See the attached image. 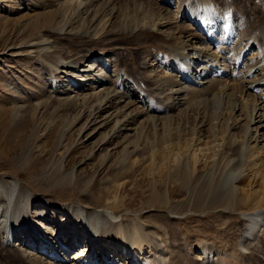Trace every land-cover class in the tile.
I'll return each instance as SVG.
<instances>
[{"label":"rangeland","instance_id":"1","mask_svg":"<svg viewBox=\"0 0 264 264\" xmlns=\"http://www.w3.org/2000/svg\"><path fill=\"white\" fill-rule=\"evenodd\" d=\"M111 1L100 0L90 7V0H0V191L10 182H16L21 189L30 191L33 198L25 216L34 219L36 223L33 226L38 225L43 233L42 239L36 234L27 235L26 238L25 233L18 234V240L14 242L16 247L28 249V264H63L62 260L55 259V253L65 252L66 258L71 259L75 255L74 251L78 253L84 250L87 247L88 229L85 221L77 215L67 219L69 215H66L65 210L71 205L102 211L104 209L119 215L114 222H100V233L109 224L112 230L118 229L116 232L121 226L126 235H130L129 230L133 228L131 235L134 232V235L143 236L145 240L142 251L146 253L144 257L147 256V264H166L160 259L163 256H159L160 249H157L159 246L164 247V243L166 252H172L173 246L178 244L182 246L185 255L197 256L200 251L198 248L201 247L198 244L200 240L212 247L211 261H215L217 255V262L220 264H264V258L260 256L246 257V249L239 245L240 241L237 242L241 230L249 225L245 214L259 211L254 228L255 231L258 229L254 232L256 245L252 243V247L264 246V160L259 161L261 163L255 169L257 176L252 179V187L245 189L242 186V180L249 176L248 172L238 173V190L227 205H214L208 201L202 203L197 197L212 168L216 171L214 173H222L218 151L225 147L223 135L228 133V127L224 124L226 117L222 120V114L225 115L227 109L223 105H218L217 109L218 101L215 98L208 97L209 100L203 99L204 102L197 98L189 111L181 110L184 106L180 110H170L168 115L175 117L167 120V123L146 122L147 116L153 113L138 117L130 126L128 134L135 136L132 138L141 143L139 150H149L144 156L129 157L122 147L114 148L117 141L123 140L126 134L113 138L123 127L122 114L143 106L139 91L148 95L152 104L162 106L161 99L158 95L155 96L151 88V80L158 77L169 82L174 79V75L179 74V70L171 65L170 59L161 63L160 55L164 53L162 49H158V35L135 28L134 23L141 17L132 10V0L127 4L129 7H123L120 0L115 14L104 12V5ZM224 3L226 14L236 7L240 15L248 18L247 7L238 0ZM176 8L177 0H172L168 9L173 12ZM191 28L193 29L192 26ZM112 30H125L116 49L112 50L113 54L107 58H115L118 65L112 66L108 60V67L102 65L93 72L97 75L102 68L108 70L111 83L83 81L86 86L75 89L77 87L72 84V76L67 78L68 73H60L61 70L56 68L58 65L62 66L59 62L74 64L75 67L68 68L67 71L73 75L76 72V75L79 74L78 70L91 60L85 58L86 51L83 49L90 47L91 50H100L94 42L107 37V33ZM130 30H133L132 36H129ZM174 30L164 27L160 32L171 35ZM186 31L188 32L185 29L184 33ZM85 34L94 39L92 44L79 38ZM71 87L75 91L69 90ZM120 87L128 93V97L116 98L115 94L120 91ZM105 89L110 92L105 93ZM78 90L81 91L80 97L90 94L100 97L109 93V96L114 93L115 97L112 98V103L110 97L106 96L101 98V104V101L94 99L80 108L70 100L78 94ZM245 103L249 107L247 101ZM120 123L121 128L118 126ZM243 123L244 121L241 124ZM233 132L241 139L243 126ZM195 151L197 158L193 155ZM176 152L181 155L179 162L172 156ZM135 158L138 159L135 161L137 164L131 167ZM196 159L198 164L194 162ZM186 161L192 168V181L184 186L181 174L176 169L178 164L183 167ZM198 179L197 187L193 188L194 181ZM191 188L194 190L191 191ZM3 201L1 199V203ZM41 210L47 213L43 220L36 217ZM170 218L173 226L178 227L176 231L180 232L174 235L176 237H167L165 234L164 224ZM95 222L96 220L93 225ZM76 235L79 237L77 242L80 247L69 248L67 251L71 240L77 238ZM30 238L32 239L29 240ZM37 239L39 247L44 245V254L33 248ZM59 240L67 243L64 245L66 250L57 247L63 246L58 244ZM110 245L105 241L104 246L98 244L92 247L94 255L99 256L101 251V255H104L102 258L107 259L111 251ZM37 255L43 259H38ZM165 257L168 260L170 255ZM102 258H98L96 262L100 260L107 264ZM24 262L17 250L3 252L0 249V264H25ZM123 262V258L118 260V264Z\"/></svg>","mask_w":264,"mask_h":264},{"label":"bare ground","instance_id":"2","mask_svg":"<svg viewBox=\"0 0 264 264\" xmlns=\"http://www.w3.org/2000/svg\"><path fill=\"white\" fill-rule=\"evenodd\" d=\"M97 1L100 0H90V7L94 4V2L97 3ZM119 1L120 0H112L111 3H106L103 7L104 12L115 14L119 9L116 6ZM130 1L131 0H121L122 6L124 7L125 5L126 7H129L130 5L127 4ZM226 1L228 0H177V10L172 12V10L168 9V6L172 0H132V10L141 17L139 21L134 23L135 28L137 29L139 27V31L155 33L156 36L158 35L156 38V40H159L158 49H162V53H164L160 55L161 63H164L165 59L166 62L168 59H170L171 65L175 66L179 70V74L174 75V79H171V81L169 80V82L158 77L152 78L151 82L153 84L151 88L156 94L155 96L157 97L158 95L159 99H161V103H163V105L159 106L157 104H152V99L148 95L143 94L141 92L142 90H140L139 93L143 100V106H141L140 109H134L132 111L126 112L124 115L122 114V117H124V119L121 120L123 122V127L122 129H119L120 133L117 135L113 133L115 136H112L114 139H116L122 134L124 135L126 133L124 135V139L122 138L123 140H119L120 142L117 141L116 147L114 148L122 147L125 155L129 157H134L137 155L144 156L145 154L149 153V150H139V145L141 143L138 140L132 138L135 136L128 134V131L131 129L130 126L137 121L138 117L153 113L150 114V116H147L148 118L146 122H151L153 124H157L158 122L167 123V120H171L173 117H175L174 115H168L170 110L174 108L175 110H180V107L184 106L185 108L181 110L187 111L188 109L189 111L190 106H193L192 102L197 100V98L201 99L199 100L200 102L203 99L207 100L208 97L210 98L211 96L215 98L216 102L218 101V103L215 102L217 109H219L220 105H223L222 107L227 109L225 115L222 114V120L224 117H226L224 124L226 127H228V133L223 135V137L225 136L224 138L226 141L224 149L218 151L219 158H221L219 159V164L222 167V173L220 175L218 173L216 174L214 173L216 171H214L212 168L209 172L210 175L207 176V180H205L201 186L202 192L200 194L198 192L197 195V197L202 200V203L204 201H208L214 205H227L228 202L234 199V194L237 192L239 187L236 184V179L239 172L246 171V173L248 172L249 175L242 180V186H244L245 189L252 187V179L254 176H257V174L255 175V169L259 163H261L259 161L264 160V0H238L241 5L247 7L246 10L248 18L246 16L240 15L239 10L236 7L230 9L232 13L230 12L229 14H226L223 8V5L225 4L224 2ZM178 11H180V14H178ZM164 27H170L175 30L171 35H165L160 32ZM185 29H187L188 32L186 31V33H184ZM124 31L112 30L107 33V37H101L100 40L94 42L97 45V49L100 50H91L90 47H85L84 49L82 48L86 51L85 58H89L91 60H89L87 64H84L81 69L78 70L79 74L76 75V72L75 75H73L67 71L68 68L75 67V65L71 64L70 62H59V64H62V66L57 64L58 66L56 65V68L61 70L60 73H68L69 76H67V78L72 76V84L73 86L76 85L77 87L75 89L85 87L86 84L83 83V81H91L92 83L100 84L111 83L108 70L105 71L102 68L100 69V73L98 72L97 75L93 72H95L96 68L99 66L104 65L108 67V64L106 63L108 60L111 62V64H113L112 66L117 67L118 63H116L115 58H107L113 54L112 50L116 49L115 47H117V42L121 36H124ZM132 31L130 30L129 33ZM201 32L204 33L201 34ZM130 35L132 36L133 33L129 34V36ZM79 38L86 41L87 44H92L94 40L91 38V36L86 34L80 35ZM42 41L45 42L43 39ZM98 46H101V48H98ZM56 47H58V45H56ZM53 48L55 47L53 46ZM97 62H100V64L97 65ZM121 72H119V75ZM75 89L74 87L69 88L71 91H75ZM121 89L122 88L120 87V91L117 90L118 92L115 94V96H117L116 98L121 99L128 97V93ZM105 90V93L110 92V90ZM115 90L113 92H115ZM243 90H245L244 94ZM77 93L78 94H76L74 98L70 99V97H68V99L71 100V103L80 108L84 105L86 106L88 102L94 99L101 101V104L103 102L101 98L106 96L110 97L109 100L112 103V98L115 97L113 96L114 93L111 96H109V93L103 94L100 97H98L97 94H90L80 97V90H78ZM248 96H252V98ZM212 97L210 99H212ZM251 99L255 102L252 103ZM70 100L67 101L70 102ZM204 100L202 102H204ZM245 101H247V103L251 101V103H248L249 107L246 105ZM205 104H207V102ZM204 107H206V105ZM210 107H212V105ZM103 108L105 109L106 107L103 106ZM211 111L213 112L214 109ZM243 121L244 123L241 124ZM115 125L114 127L116 128L117 125ZM122 125L120 123L118 126L120 127ZM241 125L243 126V134L241 135L242 138L239 139V137L234 134L235 132L233 131L238 129ZM179 149H181V147ZM193 155L194 158H197L196 151L193 153ZM172 156H174V160H176V162H179L181 156L180 152H176ZM137 160L138 159L135 158L131 162V167L137 164L135 162ZM196 161L197 159L194 162L196 163ZM176 170L179 172V174H181V181L184 186L192 181V168L188 164V161L185 162L183 167L179 166L178 164ZM198 181L199 179L194 181V185L192 186L193 188L197 187ZM193 188H191V191L194 190ZM32 198L33 197L30 191L21 189L16 182H10L0 191V249L3 252H16L17 250L18 255L23 257L25 264H28V261L26 260L28 249L25 247H16L14 242L18 240V234L25 233V238L27 235L32 236V234H36L40 239H42L41 237L43 235L41 229L37 227L38 225L35 227L33 226L36 221L25 216V212L30 208V202L32 203ZM1 199L4 200L3 203H1ZM65 212L66 215H69L67 219H70L73 215H77L82 221H85V225L88 229L86 231L84 227L86 234L88 232L86 236V246H89V248L87 249L86 247L81 252L77 251L78 253L74 251L75 255L71 259L70 257L66 258L65 252L62 253V251H59V253H55V256L57 257L55 259H58L59 261L62 260L63 264H86L88 261L89 262L87 264H103L100 260L99 262H96V260L98 258H102V256L104 257V255H101V251L99 252V256L96 254L94 255L92 247L94 248L98 244L104 246L106 241L107 244H111L109 246L111 247V251H109L110 255H108L107 259L102 258V261L104 260L107 262V264H118V260L120 261L122 258L125 261L123 264H147V256L144 257L146 253L142 251V245L145 240L143 236L141 237L138 234L134 235V232L131 235V230L133 228L129 230L130 235H126V232L124 231L125 229H123L121 226V229L119 227V231L116 232V230H118L115 228L116 226L114 225L115 227H113L115 230H112L109 224L108 227H110V229L107 227L103 232L100 233V222L104 220H112L114 222L117 220L116 218L119 215H115L110 211H104V209L102 211L95 210L92 207L81 208L71 205L67 206ZM258 214L259 211H253L245 214V217L247 216V218H244L248 221L249 225L244 230H241V235L237 241H240L239 245L241 244V247L246 249L245 255L248 258H253L255 255L264 258V246H257L254 248L252 247V243H254L256 235H254V232L258 230L257 229L255 231L254 229L256 224L255 217ZM46 216V211L42 210L36 214V217H38L37 219L41 218L40 220L45 219ZM94 220H96V224L93 225ZM171 221L172 219L169 221L167 220L166 222L168 223L164 224L165 234L167 237L168 235L169 237H176L174 235L180 232L176 231L178 230V227H174V224H172L173 222ZM122 229L125 233L122 231ZM137 231L138 230H136V232ZM146 236L148 237V235ZM155 236L157 237V235ZM75 237L77 238L73 237L74 239L71 240L67 251H69V248L71 249L75 247L78 249V247H80V243H78V235ZM31 239L32 238L29 240ZM176 241L178 242V240ZM63 242V240H59L58 244L63 246H57L62 250L65 248L64 245L67 244ZM162 243H159V245ZM38 244L39 240L33 248L38 249V251H41V253L44 254L45 250H42L44 247L43 243L41 244L43 247H39L40 245ZM198 244H201V247H197L200 249L197 256L185 255L182 251V246H178V244L173 246V249L171 250L172 252H166L165 243V248H159V246L157 249H160L159 256H163V258L160 259L166 262V264H195L198 261H201L202 264H220L217 262V255L215 256L216 262L214 260L211 261L212 259L210 260V255L212 254V250H210L212 247L210 244L201 240L198 241ZM135 245H137V247H135ZM86 249L87 252H85ZM240 250L241 248L239 251ZM214 253L217 254L216 252ZM167 254L170 255L169 259L167 258L168 260H166L165 257ZM37 256L38 259H43L41 256ZM117 257L120 259H116ZM156 264L160 263L156 262Z\"/></svg>","mask_w":264,"mask_h":264}]
</instances>
